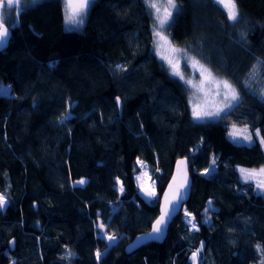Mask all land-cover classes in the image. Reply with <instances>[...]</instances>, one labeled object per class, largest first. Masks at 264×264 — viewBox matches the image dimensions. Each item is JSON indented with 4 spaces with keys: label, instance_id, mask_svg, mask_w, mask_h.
Returning <instances> with one entry per match:
<instances>
[{
    "label": "trees",
    "instance_id": "1",
    "mask_svg": "<svg viewBox=\"0 0 264 264\" xmlns=\"http://www.w3.org/2000/svg\"><path fill=\"white\" fill-rule=\"evenodd\" d=\"M236 5L232 22L217 0H177L167 26L177 47L193 46L241 98L233 111L203 122L191 117V87L156 52L146 0H94L80 30L64 25V0L14 7L5 0L1 16L12 34L0 51V83L8 87L0 92V193L7 200L0 264L264 262V195L237 169L264 165V149L228 137L236 124L264 136L257 94L264 64L249 85L243 71L253 50L264 56V0ZM184 157L193 184L165 239L127 252L158 217L175 160ZM137 158L155 176L152 200L134 183ZM103 231L117 238L97 261L95 252L108 245Z\"/></svg>",
    "mask_w": 264,
    "mask_h": 264
},
{
    "label": "snow or ice",
    "instance_id": "2",
    "mask_svg": "<svg viewBox=\"0 0 264 264\" xmlns=\"http://www.w3.org/2000/svg\"><path fill=\"white\" fill-rule=\"evenodd\" d=\"M5 0H0V7L4 6ZM21 0H7V4L9 6H16L20 5ZM37 0H24V4L27 5L28 3L35 4ZM217 2L221 5L226 6L227 8V19L236 22L239 19L240 13L238 11L236 0H217ZM94 3V0H64L65 4V11H64V22L65 25H71L74 27H82L84 24V17L87 15L88 9L90 5ZM146 3L148 4V7L151 9H154L156 12V21L157 24L154 25V33L153 35L158 38L157 41H154V43L157 44V47H163V44H160L159 41H163L164 44H169L170 42L168 40L167 36L162 35V33L159 31L160 28H163L164 25L168 24L169 21L173 18L172 12L169 9H174L177 12H179V8L176 4V0H167V6L163 9V16L160 15L161 8L157 5L156 0H146ZM20 11H23V8H21L17 15L20 14ZM9 36L8 28L4 26V20L3 16H0V44H3ZM170 50L172 52H184L185 56L187 57V51L186 49H176L175 47H171ZM162 59H166L168 65L171 68V75L177 76L180 78V80H184L183 75L177 71L176 64L173 62L171 58L168 57H162ZM191 60L193 66H198L199 74L201 76V84H203L205 81H210L216 89V95L222 96V103L223 107H215L214 110H204L201 109L199 105H194L192 110V116L194 119L197 120H203L208 117H218L220 116L221 112H224L225 109H227L229 112L233 111L235 107L238 106L239 102L241 101V98L239 96V93L237 92L236 88L227 80H219L214 77L212 70L202 64L199 63V61H196L194 57L188 58ZM122 66L117 65V68H121ZM260 70V62L256 65H253L252 71L250 72V75L255 76L258 71ZM184 83L186 85H193L192 80H184ZM246 85H249V81L244 82ZM221 89L223 91L221 92ZM202 90V89H201ZM257 94L261 96L262 99H264V88H261L257 91ZM117 103H120V98H116ZM70 107V106H69ZM63 119V117H62ZM234 131L229 133L231 136H239L243 135V132H246L247 129H244L243 131H236L235 126H233ZM257 136H259V130H256ZM243 139L246 141L251 142L253 139L252 133H248L247 135H243ZM259 140L261 144H264V136H259ZM187 163L186 160L178 161V165H185ZM213 163H215V160L213 159ZM208 169H204V173H208ZM240 172L243 175V178L245 181L249 180H255L256 187L260 190H264V166H262L259 170L257 169H240ZM175 179V178H174ZM117 181L119 182V179L117 178ZM85 181L80 180L77 183L83 184ZM188 185L187 177L186 175L182 179L181 183L177 185L176 191L173 195L172 201L168 200L167 194H165V208L162 210V214L159 216V218L155 221V224L153 225L152 232L156 234L158 237L160 234H162V225H165L167 221L171 218L170 213L167 210L168 206L171 205V208L175 211H179L182 207V200L183 195L180 191V189L186 188ZM143 191L148 196H153L155 194L154 189H146L143 188L141 185ZM172 185H169V188L171 189ZM121 193H123L124 189L121 183V187L119 189ZM7 200L6 196L3 193H0V209H3V207L6 205ZM185 215L188 218H192L193 214L191 212H187L185 210ZM98 228H104L105 225L103 223L97 224ZM192 228L196 229L197 225L195 223L192 224ZM106 239L108 241H115L116 236L114 234L107 235ZM257 249H261L260 245H256ZM203 248V244H201V249ZM201 249H197L195 252L192 253L191 259L193 261L197 260L198 254L201 251ZM74 254L69 252L68 257L73 256ZM95 258L97 261L101 259V252L97 250L95 252ZM264 264V262H262Z\"/></svg>",
    "mask_w": 264,
    "mask_h": 264
},
{
    "label": "rangeland",
    "instance_id": "3",
    "mask_svg": "<svg viewBox=\"0 0 264 264\" xmlns=\"http://www.w3.org/2000/svg\"><path fill=\"white\" fill-rule=\"evenodd\" d=\"M157 5L161 8V12L160 15L163 16V9L164 7L167 6V0H156ZM176 4H177V0H176ZM8 5V4H7ZM221 5V4H220ZM9 6V5H8ZM18 6V5H16ZM222 7H224L226 10V6L221 5ZM10 7H14V6H10ZM153 11V21H154V25L157 24L156 21V12L154 9H150ZM172 12V15L174 14V12L176 10L174 9H169ZM65 11V10H64ZM85 19V17H84ZM170 22V21H169ZM169 24V23H168ZM168 24L164 25L163 28H160L159 31L162 33V35L167 36L168 40L170 42L169 44H164L163 41H159L160 44H163V47H157L156 44V52L159 54L162 62L166 65L167 69L171 72V68L167 63L166 59H162V57H168L171 58L173 60V62L176 64L177 67V71H179L183 77L184 80H192L193 85H195V87L189 85L191 87V92L189 93V106H190V112H191V117L192 116V110H193V106L194 105H199L201 109L204 110H214L215 107H223V103H222V96H218L216 95V89L215 86L210 82V81H205L203 84H201V76L199 74V69L198 66H193L192 62L190 59L188 58H192L194 57L196 61H199L200 64L207 66V64L205 62H203L202 60H199L197 58V52L195 51L193 46H183V47H177L174 42H172L171 37H170V33L168 31ZM65 25V22H64ZM66 26V25H65ZM67 29H76V30H80L81 27H74L71 25H67L66 26ZM155 41L158 40L157 37H155ZM171 47H175L176 49H186L187 51V57L185 56L184 52H172L170 50ZM252 58H250V61H248V63L246 64L245 68L243 69V71H245V80L249 81L251 80L253 75H250V72L252 71V67L253 65H256L258 63V61L260 62V70L262 71L263 69V64H264V56L263 54H261L260 52L253 50L252 51ZM209 68V67H208ZM259 72V71H258ZM214 77L219 79V80H226L225 78H220L217 77L214 73H213ZM7 86L3 83H0V92H7ZM202 89V90H201ZM223 91V89H221V92ZM225 111H227V109H225ZM221 112L220 116L218 117H208L205 118L203 120H197V121H206V120H214V119H220L222 117V115L225 113ZM233 126H235V130L236 131H243L244 129H247L246 132H243V135H247L248 133H252L253 139L251 142L246 141L243 139V135H239V136H231L229 135V133L234 131ZM256 130L259 129H251L248 125H229V129H228V137H230V139L232 141H234L235 143H241V144H251L255 141H258L260 143L259 140V136H261L260 132H259V136H257L256 134ZM261 147H263L264 149V144H261ZM136 163L138 166V169L134 174V183L137 186V189L139 190V192L145 196V198L147 200H152L153 197L155 196L156 192H157V187H156V179L155 176L153 175V173H151L148 164L141 158H137L136 159ZM264 166V165H262ZM262 166L260 167H246L243 165H238L237 169L239 171V177L241 180H243L246 183H251L253 190H255L256 193L259 194H263L264 195V190H260L256 187V182L255 180H249V181H245L243 178L242 173L240 172V169H257L259 170ZM119 179V182L117 181L116 186L118 187V189H120L121 187V177H117ZM141 185L143 186V188L146 189H154L155 190V194L153 196H148L145 194V192L143 191ZM123 189L125 191V185H123ZM123 191V192H124ZM120 194L121 191L119 190ZM104 234V236L106 237L107 235H110L109 233L103 231L102 232ZM112 235V234H111ZM117 238V237H116ZM107 240V239H106ZM116 241V240H115ZM115 241H108V245L106 248H104L103 250H101V254L105 253L106 250L112 245L113 242Z\"/></svg>",
    "mask_w": 264,
    "mask_h": 264
},
{
    "label": "water",
    "instance_id": "4",
    "mask_svg": "<svg viewBox=\"0 0 264 264\" xmlns=\"http://www.w3.org/2000/svg\"><path fill=\"white\" fill-rule=\"evenodd\" d=\"M4 6H5V2H4ZM4 6L0 7V16L2 15L3 9L5 8ZM4 26L6 28H8L9 36L3 44H0V51H3L8 46V44L10 42V37L12 34L11 28H9L5 23H4ZM117 97L118 96H116V98ZM118 107H119L120 112H122V110H121L122 100L121 99H120V103L118 104ZM181 160L187 161V158L186 157L177 158L175 160L176 162H175V165H174V168L172 171L173 173H172L170 179L167 181V184L164 187L163 192L161 194L162 196H161L160 204H159L160 205V211H159L158 217L154 220V222L152 223V225L148 231H145L144 233L137 234L136 236L133 237V240L130 241L125 247V250H127V252H132V251H134L135 248H137L141 245H144L145 243L151 242V241L162 242L166 237L167 231L169 229V227H168L169 224L172 222V220L176 217V215L180 212V210L185 205L187 199L190 196V191H191L193 182H192L191 172H189V161H187V163L185 165H178V161H181ZM185 175L187 177L188 185L186 188L180 189V191L183 195L182 207L179 211H175L171 208V205L168 206L167 210L169 211L171 218L167 221V223L165 225H162V234H160L157 237L156 234H154L152 232V228H153V225L155 224V221L162 214V210L165 208V194H167L168 200L172 201V198H173V195L176 191L177 185H179L181 183V181ZM170 184L172 185L171 189L169 188Z\"/></svg>",
    "mask_w": 264,
    "mask_h": 264
}]
</instances>
